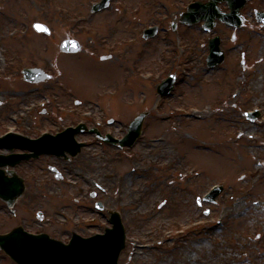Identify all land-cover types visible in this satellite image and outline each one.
Segmentation results:
<instances>
[{
  "label": "rangeland",
  "instance_id": "obj_1",
  "mask_svg": "<svg viewBox=\"0 0 264 264\" xmlns=\"http://www.w3.org/2000/svg\"><path fill=\"white\" fill-rule=\"evenodd\" d=\"M99 1L0 0V36L3 29L9 36L2 41L0 134L16 130V121L29 115L44 119L43 108L52 128L79 121L94 126L102 117L125 116L121 112H130V101L135 113L149 112L142 138L121 153L79 134L88 146L62 164L63 180L43 160L32 171L15 168L23 178L32 172L35 181L12 210L0 200V233L22 226L68 243L73 233H104L111 227L110 212L118 211L127 233L119 264H135L136 250L139 264L175 260L172 250L190 240L203 244L194 258L210 264H264V27L254 16L264 10V0L244 7L241 29L219 22L211 34L202 23L179 22L191 3L209 0H112L108 11L93 14ZM221 8L229 11L226 4ZM36 22L48 25L52 35L35 32ZM157 25L159 35L144 39V30ZM216 35L226 60L210 69L209 39ZM67 38L80 41L83 51L63 54L60 44ZM26 67L43 68L52 79L27 85L21 74ZM173 71L175 89L160 98L158 85ZM253 108L262 109L255 123L244 117ZM201 109L211 117L203 119ZM14 113H20L17 120ZM161 137L184 168H163L167 160L150 142ZM189 171L195 180L183 176ZM101 174L113 191L96 198L104 204L102 212L89 195ZM214 185L225 188L217 203L199 205ZM142 202L148 213L135 214ZM0 264L15 263L0 249Z\"/></svg>",
  "mask_w": 264,
  "mask_h": 264
},
{
  "label": "water",
  "instance_id": "obj_2",
  "mask_svg": "<svg viewBox=\"0 0 264 264\" xmlns=\"http://www.w3.org/2000/svg\"><path fill=\"white\" fill-rule=\"evenodd\" d=\"M227 1L232 12L226 14L218 6L220 2ZM248 0H211L209 3H195L190 6L189 12L184 14L182 21L187 24H194L205 20V30L211 31L216 26V20L219 19L232 26L241 27L244 18L240 10L245 6ZM110 0H103L95 5L93 11H101L107 8ZM259 21L264 22V12H257ZM42 26V27H38ZM35 28L40 32L50 31L43 25L36 24ZM43 29H47L46 31ZM157 33V28L146 32V38H150ZM211 55L209 65L214 66L224 60V54L220 50V38H215L210 42ZM80 44L76 41L67 40L63 43L62 49L68 52H79ZM26 77L31 81H41L46 79L41 70L35 69L25 71ZM175 83V77L172 76L160 88L162 96L169 94ZM146 114L141 115L131 126L132 140L129 145L140 136ZM74 132H70L69 140H73ZM81 145H79L80 147ZM78 147V148H79ZM79 150L72 152L76 155ZM14 174V172H12ZM5 171H0V198L5 200L10 206H13L25 190L23 181L16 175L12 179L4 177ZM220 189L210 197L214 202L215 197L220 193ZM114 225L113 229H108L105 235H97L89 239H84L78 235L69 245L51 239L48 235H33L24 231L23 228H17L12 233L0 235V246L10 255L18 264H118L122 250L126 246V234L124 226L118 214H113L111 219Z\"/></svg>",
  "mask_w": 264,
  "mask_h": 264
},
{
  "label": "flooded vegetation",
  "instance_id": "obj_3",
  "mask_svg": "<svg viewBox=\"0 0 264 264\" xmlns=\"http://www.w3.org/2000/svg\"><path fill=\"white\" fill-rule=\"evenodd\" d=\"M245 69L248 70L249 68L246 67ZM44 118L46 120L44 119V120H37L36 121L31 116H29L28 119L21 120L20 122H18V126H17L18 129L15 132L20 134V135H22V136L28 137L31 140H36V139L40 138L42 133H43L42 132V127H41L42 125H44V128L48 127V129H49L48 132L51 133V134H56V133H59V132L62 131V127H57L56 131H50V129L53 130V128L50 127V126H53L52 125L53 121H51L52 117L51 116H47V117L45 116ZM45 122H48L49 124L45 125L44 124ZM105 123H107L106 126H105ZM101 124H102L101 129L103 131L102 133L112 134V135H114L117 138L118 137H123V135H124L123 131H121L120 128L116 124L110 123V121H106V122L104 121V122H101ZM98 142L101 145H103V143H104L102 140H98ZM28 143H30V142H23V141L17 142V144L20 145V146H23V145L28 144ZM86 147L87 146H84V148H86ZM16 153L20 154V155L33 154L32 152L26 151L25 149H22L20 147L16 150ZM40 159H42L43 160L42 162L44 164H47V165H50L49 163L53 162L57 166L62 167L64 169V171H66V166H63L62 164L66 163L67 161H69V159L64 158V157H58V156H52V155H42L41 157H39L37 159H31L29 161H22L18 165V169H23L24 167H28L29 170L32 171V165H34V162H36V161H38ZM31 174H32V172H30L25 177L27 185H29V181L30 180H31V182L35 181V179L32 177ZM103 180H104V178H103V176L101 174L100 177H99V181L101 183H103V184L110 185V184H107V182H103ZM30 185H32V184H30ZM98 186H99V189L102 191V195L106 194L107 188H105L104 186H102L100 184Z\"/></svg>",
  "mask_w": 264,
  "mask_h": 264
},
{
  "label": "bare ground",
  "instance_id": "obj_4",
  "mask_svg": "<svg viewBox=\"0 0 264 264\" xmlns=\"http://www.w3.org/2000/svg\"><path fill=\"white\" fill-rule=\"evenodd\" d=\"M9 36L7 35V32L3 29L2 35L0 36V73H2L6 68L3 60L5 59L4 51L2 48V41L8 39ZM6 52V51H5ZM197 113L201 115L203 119L211 117V113H209V110L207 109H201L198 110ZM244 128V126H242ZM248 135V134H247ZM157 147H159L161 154L158 156L162 159L167 160V166L169 167L171 162L176 160V154H173L170 149H168V141L167 139H164L162 142H157L155 144ZM122 196L126 197L127 194H123ZM145 203L142 202L136 211H134L135 214H147L148 213V207L144 205ZM203 244H198L196 240H190L189 242H186L183 246L173 249L172 255H175L176 259H168L167 257H164L159 264H210L209 260H201L194 258L193 254L196 252L197 249L201 250ZM135 264H139L138 262L142 260L141 257V251L136 250L135 251ZM174 257V258H175ZM147 264V263H142ZM150 264H158V263H150Z\"/></svg>",
  "mask_w": 264,
  "mask_h": 264
},
{
  "label": "snow or ice",
  "instance_id": "obj_5",
  "mask_svg": "<svg viewBox=\"0 0 264 264\" xmlns=\"http://www.w3.org/2000/svg\"><path fill=\"white\" fill-rule=\"evenodd\" d=\"M38 27H42V26H38ZM43 30H45V31H46L47 29H43Z\"/></svg>",
  "mask_w": 264,
  "mask_h": 264
}]
</instances>
